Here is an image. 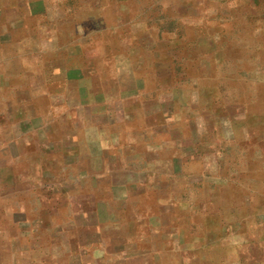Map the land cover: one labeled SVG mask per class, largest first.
<instances>
[{
	"label": "crops",
	"instance_id": "0c3cea01",
	"mask_svg": "<svg viewBox=\"0 0 264 264\" xmlns=\"http://www.w3.org/2000/svg\"><path fill=\"white\" fill-rule=\"evenodd\" d=\"M0 264H264V0H0Z\"/></svg>",
	"mask_w": 264,
	"mask_h": 264
}]
</instances>
